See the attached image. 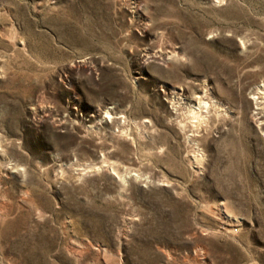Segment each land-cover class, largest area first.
<instances>
[{
    "label": "rangeland",
    "instance_id": "374dc122",
    "mask_svg": "<svg viewBox=\"0 0 264 264\" xmlns=\"http://www.w3.org/2000/svg\"><path fill=\"white\" fill-rule=\"evenodd\" d=\"M0 264H264V0H0Z\"/></svg>",
    "mask_w": 264,
    "mask_h": 264
},
{
    "label": "bare ground",
    "instance_id": "6f19581e",
    "mask_svg": "<svg viewBox=\"0 0 264 264\" xmlns=\"http://www.w3.org/2000/svg\"><path fill=\"white\" fill-rule=\"evenodd\" d=\"M202 96H203V95H202ZM196 98H198V96H197ZM198 99H199V98H198ZM202 99H203V98H202ZM201 101H202V100H201ZM201 101L198 100L197 107L202 106V105L205 106V107H207L206 105H207L208 102H204V101L201 102ZM207 101H209V100H207ZM210 106H211V105H210ZM193 107H194V106H193ZM197 107H196V109H198ZM205 107H204V108H205ZM208 107H209V106H208ZM202 108H203V107H202ZM204 108H203V109H204ZM199 111H201V109H200ZM206 111H207V110H206ZM193 113H194V112H193ZM193 113H192V114H193ZM195 113H196V112H195ZM197 113H198V112H197Z\"/></svg>",
    "mask_w": 264,
    "mask_h": 264
}]
</instances>
